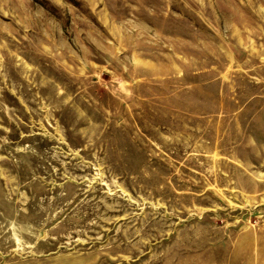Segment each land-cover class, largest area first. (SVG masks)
<instances>
[{
    "label": "rangeland",
    "instance_id": "obj_1",
    "mask_svg": "<svg viewBox=\"0 0 264 264\" xmlns=\"http://www.w3.org/2000/svg\"><path fill=\"white\" fill-rule=\"evenodd\" d=\"M0 264H264V0H0Z\"/></svg>",
    "mask_w": 264,
    "mask_h": 264
}]
</instances>
